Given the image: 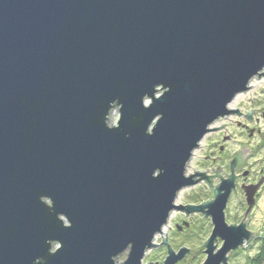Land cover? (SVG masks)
<instances>
[{
    "label": "water",
    "instance_id": "obj_1",
    "mask_svg": "<svg viewBox=\"0 0 264 264\" xmlns=\"http://www.w3.org/2000/svg\"><path fill=\"white\" fill-rule=\"evenodd\" d=\"M260 77L264 0H0V264H142L173 211L209 216L202 264H228L252 238L231 184L175 202Z\"/></svg>",
    "mask_w": 264,
    "mask_h": 264
},
{
    "label": "flooded vegetation",
    "instance_id": "obj_2",
    "mask_svg": "<svg viewBox=\"0 0 264 264\" xmlns=\"http://www.w3.org/2000/svg\"><path fill=\"white\" fill-rule=\"evenodd\" d=\"M251 89L252 86L241 95L248 93ZM236 102L232 103L236 106L234 109H230V114L213 124L200 147L194 151L187 167L190 166L189 175L195 176L196 184L183 191L192 192L193 195H196V199L185 202L184 206L210 203L222 185L231 184L226 199L224 218L228 225L243 224L245 229L250 232L252 238L245 246L238 248V250L246 251L255 239H260V241L264 239L262 227L259 228L260 230H255L251 224L261 192L264 189V154L257 162L253 161V156L256 149H264V141L261 143L254 140L252 144L248 142L243 144L242 139L247 135V132L249 133V130L251 133L248 135L253 136L255 132L254 139L261 134L264 136V106H249L243 109ZM200 190L206 192L203 199L197 197L199 194H203ZM224 192V190L221 191L222 194ZM248 198L250 202H248ZM180 213L185 214L184 212ZM196 214L205 217L208 221L210 236L213 229L211 218L205 216L204 213ZM186 218L189 220L191 216ZM183 225L186 228L189 226L186 222H183ZM175 230L181 232L182 227L176 224ZM217 244L218 247L221 246L222 241L218 240ZM238 250L231 254L239 252Z\"/></svg>",
    "mask_w": 264,
    "mask_h": 264
},
{
    "label": "rangeland",
    "instance_id": "obj_3",
    "mask_svg": "<svg viewBox=\"0 0 264 264\" xmlns=\"http://www.w3.org/2000/svg\"><path fill=\"white\" fill-rule=\"evenodd\" d=\"M250 85L252 86V89L244 95L237 96L238 100L236 103L239 104V106H242L243 109H246L249 106H264V77H260L259 80L254 79ZM148 103V101H145V104ZM235 106L236 105L234 104H230L229 110L234 109ZM117 118L118 109L114 108L110 113L109 125L112 126L116 122ZM249 133H251L250 130ZM249 133L247 132V135L243 137V144H247V142L252 144L254 140L255 142L260 141L261 143L264 141V136L262 134L260 136L255 137L254 139V136H256L255 132L253 136L248 135ZM203 141L204 139L201 141L200 144H202ZM263 154L264 149H256L253 156V161L257 162L258 160H260ZM190 171L191 170L189 166L187 167L186 171L187 175H189ZM201 193H203L204 195L199 194L197 197L203 199L206 195V192L201 191ZM194 199H196V195H193L192 192L182 191L178 194L175 204L184 206L185 202H190ZM184 215H182L179 211H173L170 214L167 224L162 228V233L156 236L155 244L157 246L149 250L144 255L142 259V264H163L167 256V251L165 249V246L161 244L162 238H166L168 245L175 253H177L181 248H186L189 250L183 260H181V262L178 261L179 264H202L204 262L206 258L204 252V244L208 239L210 233V226L208 224V221L205 219V217L197 215L196 213L195 215H188L191 216L189 220L188 218H186L188 216ZM183 222L188 223L189 226L187 228L184 227ZM176 224L182 227L181 232L175 230ZM251 224L255 228V230H258L262 227L261 230L264 231V189L261 192L258 201V206L254 211V216L252 218ZM263 242L264 241H260V239H255L248 250L243 251L239 249V252L229 255L228 264H264V252L262 256L260 254V252L264 250ZM246 243L247 242H244L242 246H244ZM177 249L178 251L176 252ZM127 253L128 251L125 250L120 256H118L116 258V263H123L127 257ZM258 257H260L259 261H257Z\"/></svg>",
    "mask_w": 264,
    "mask_h": 264
},
{
    "label": "trees",
    "instance_id": "obj_4",
    "mask_svg": "<svg viewBox=\"0 0 264 264\" xmlns=\"http://www.w3.org/2000/svg\"><path fill=\"white\" fill-rule=\"evenodd\" d=\"M263 241H264V240H263ZM263 244H264V242H263ZM263 252H264V250H262V252H260L261 256L263 255ZM261 256H260V257H261ZM260 257L257 258V261L260 260ZM253 262H254V261H253ZM252 264H254V263H252Z\"/></svg>",
    "mask_w": 264,
    "mask_h": 264
},
{
    "label": "bare ground",
    "instance_id": "obj_5",
    "mask_svg": "<svg viewBox=\"0 0 264 264\" xmlns=\"http://www.w3.org/2000/svg\"><path fill=\"white\" fill-rule=\"evenodd\" d=\"M237 100H238V97H237V98H235L233 102H236ZM231 104H232V103H231ZM181 192H182V191H181Z\"/></svg>",
    "mask_w": 264,
    "mask_h": 264
},
{
    "label": "built area",
    "instance_id": "obj_6",
    "mask_svg": "<svg viewBox=\"0 0 264 264\" xmlns=\"http://www.w3.org/2000/svg\"><path fill=\"white\" fill-rule=\"evenodd\" d=\"M245 246V245H244Z\"/></svg>",
    "mask_w": 264,
    "mask_h": 264
}]
</instances>
